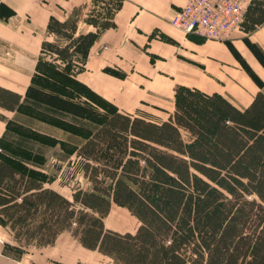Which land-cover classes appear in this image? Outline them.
Returning a JSON list of instances; mask_svg holds the SVG:
<instances>
[{
	"label": "trees",
	"instance_id": "trees-1",
	"mask_svg": "<svg viewBox=\"0 0 264 264\" xmlns=\"http://www.w3.org/2000/svg\"><path fill=\"white\" fill-rule=\"evenodd\" d=\"M20 97L0 86L1 107L15 110ZM22 103L69 120L36 100ZM174 105L163 121L117 108L98 121L71 118L87 131L76 154L91 187L70 198L1 149L0 223L14 250L51 245L70 231L114 264H264V94L239 108L177 84ZM113 203L136 217L134 233L104 227Z\"/></svg>",
	"mask_w": 264,
	"mask_h": 264
},
{
	"label": "rangeland",
	"instance_id": "rangeland-1",
	"mask_svg": "<svg viewBox=\"0 0 264 264\" xmlns=\"http://www.w3.org/2000/svg\"><path fill=\"white\" fill-rule=\"evenodd\" d=\"M120 3L121 0H89L88 8L92 9L87 13V18L90 22H80L83 12L74 9L65 20L51 16L47 22L48 33H14L13 39L19 44L0 46V69L10 67L12 60L15 67L11 72H0V81L21 95V104L15 110L0 106V150L27 161V167L31 170L45 174L43 185L69 198L74 189L85 190L91 187L83 175L84 159L76 154V148L85 140L87 131L70 122L71 118L98 121L107 112L117 108L120 111L128 110L132 115H143L160 121L165 117L164 109L160 111L161 105L166 108L169 96L164 92L161 102L156 101L159 105H155L147 97L143 99L147 87L158 90L160 86L164 90L166 86L170 87L171 80L182 79L209 91L215 85L212 75L216 68L214 61L217 58L225 59L223 55L226 54L221 51L219 44H215L216 48H205L204 53L199 43L225 42L230 50L227 42L230 35L217 40L193 34L185 36V33L177 31L150 33L149 37L156 40L155 45H140L135 41L131 49L124 47L118 36L105 37L107 41H101V32L114 25L113 16ZM246 16L251 28L264 24V0H253L245 12L244 22ZM108 24L111 25L105 27ZM92 35H95L94 39H91ZM161 42L167 44V49L157 44ZM24 47L31 49L29 51L38 49L37 60L41 58L42 72L35 68L29 79L27 70L24 73L22 69H16L23 66L19 64L21 55L29 57ZM203 59L207 63V71L200 65ZM217 73L223 77L225 73L228 74L224 68L220 70L221 74ZM235 74L232 71L229 75L236 78ZM102 89L111 96L103 94ZM24 99L36 100L66 114L69 120L37 111L22 103ZM19 144L28 146L30 150L19 148ZM32 174L39 175L35 172ZM118 211L111 222H106L107 225L116 228L119 233H134L139 222L129 212ZM5 229L7 226L0 223V233H4ZM5 244V253L15 256L26 254L24 264L39 263L38 247L28 246L22 253H18L10 244ZM97 257V263L92 264L113 263L110 257L102 253Z\"/></svg>",
	"mask_w": 264,
	"mask_h": 264
},
{
	"label": "crops",
	"instance_id": "crops-1",
	"mask_svg": "<svg viewBox=\"0 0 264 264\" xmlns=\"http://www.w3.org/2000/svg\"><path fill=\"white\" fill-rule=\"evenodd\" d=\"M185 1L186 0H121L113 16L114 25L101 32L103 33L101 41H107V39H104L105 37L118 36L121 39V44L131 49L135 46V41L140 45L144 43H149L150 46L155 45L154 43L156 40L149 37L150 33H167L174 31L184 33L172 27L169 24V18L175 10L185 3ZM88 2L89 0H58V4L56 5L45 6L44 4L37 3L35 0H0V46H14L19 44L13 39L14 33H48L47 22L51 16L58 20H65L74 9L83 12L80 22L86 23L87 13L92 9V7L90 9L88 8ZM184 35L193 36L187 35L186 33ZM149 39L150 41H148ZM140 40H143V42L141 43ZM227 42L230 50L225 45L227 44L225 42L215 41L210 43V41H206L199 43V45L203 46V52L205 48L209 50L216 48V45L219 44V48L222 49L221 51L226 54L223 55L226 56L225 59L216 57L217 59L214 61L216 68L214 65L215 70L212 75L215 85L213 89L209 91L204 90L203 87L182 79L171 80V84H169L170 87L168 88L166 86L164 90L160 89V86L158 90H151L150 87H147V93L143 94V99L147 97L148 100L155 105H159L156 101L161 102V96L164 92L169 96V99L166 101L168 104L165 106L166 108H163V105H161L160 111L162 112V109H164L165 117L160 121L167 120L174 111V87L177 84L197 88L208 94L217 92L229 99L239 108L248 106L258 92L264 94V24L256 28H251L248 26L246 16L245 22L243 21L239 28L231 31L229 41ZM97 44L96 47L98 46ZM157 44H161L164 50L167 49V44L164 42ZM109 47L108 44L107 48L109 49ZM92 48H94V46ZM35 49L29 51L31 49L24 47L23 50L29 57L25 58L21 55V62H19V64L23 66L16 67V69H22L24 73L25 70H27L28 79L32 76V71L35 69L38 57L39 50ZM87 64L88 61L86 65ZM200 65L207 71L208 66L204 59L201 61ZM242 66H244V68ZM14 68L12 60L11 66L1 68L0 72H11ZM183 68H185L184 65ZM222 68L228 72V74H224L225 77L217 73H220ZM232 71L236 72V78L230 77L231 75L229 74H232ZM19 72H21V70ZM6 84L7 83L0 81V86L19 93V91ZM151 91L155 93H151ZM101 92L109 97L111 96L105 89H102ZM112 99L115 101L113 97ZM147 102L149 103V101ZM122 112L130 113L128 110ZM118 210L129 212L125 207L113 203L109 213L103 218L105 228L118 231L116 228H111L106 223L108 220L111 222V218L119 213ZM130 215L132 214L130 213ZM132 217L134 216L132 215ZM134 218L136 219V217ZM126 223H128L127 220ZM5 243L10 244L12 247L17 245L13 233L8 227L4 233H0V264H24L23 259L26 254L15 256L5 253V251L3 252L4 246L6 245ZM36 249L39 253L37 258V261H39L38 264H92V262H96L95 259L98 258V255L101 256V253L98 251L82 246L70 231L59 233L53 244L38 247ZM27 258L31 259L29 256Z\"/></svg>",
	"mask_w": 264,
	"mask_h": 264
},
{
	"label": "built area",
	"instance_id": "built-area-1",
	"mask_svg": "<svg viewBox=\"0 0 264 264\" xmlns=\"http://www.w3.org/2000/svg\"><path fill=\"white\" fill-rule=\"evenodd\" d=\"M52 6L58 0H35ZM253 0H186L170 17V24L186 34L224 39L240 27ZM21 264V263H20Z\"/></svg>",
	"mask_w": 264,
	"mask_h": 264
}]
</instances>
